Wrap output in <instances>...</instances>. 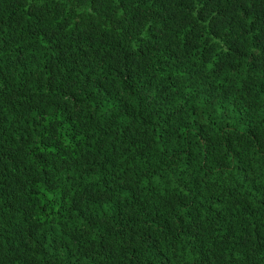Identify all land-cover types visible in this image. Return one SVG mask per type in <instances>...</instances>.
Here are the masks:
<instances>
[{
  "label": "trees",
  "instance_id": "16d2710c",
  "mask_svg": "<svg viewBox=\"0 0 264 264\" xmlns=\"http://www.w3.org/2000/svg\"><path fill=\"white\" fill-rule=\"evenodd\" d=\"M0 264H264V0H0Z\"/></svg>",
  "mask_w": 264,
  "mask_h": 264
}]
</instances>
